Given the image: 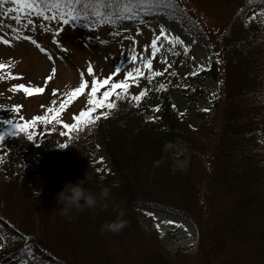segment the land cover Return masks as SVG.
<instances>
[{
    "label": "trees",
    "instance_id": "obj_1",
    "mask_svg": "<svg viewBox=\"0 0 264 264\" xmlns=\"http://www.w3.org/2000/svg\"><path fill=\"white\" fill-rule=\"evenodd\" d=\"M211 1L80 0L74 5V11L88 13L87 22L68 25L78 28H112L126 20L137 26L148 15H163L192 42L209 49L208 63L195 68L181 39H175L177 46L174 40L168 45L174 38L164 36L161 47L174 55L159 71L142 69L135 79L139 95L143 93L139 101L122 94L115 108L104 109L110 115L80 124L63 141L61 123L52 119L29 129L36 133L31 141L24 133L12 135L11 125L3 127L4 253L22 264H264V0H214L223 19L212 33L213 43L197 9ZM0 7L9 22L38 16L17 12L10 0ZM58 11L68 9L53 8L45 16ZM55 19L62 24L59 15ZM209 80L219 85L208 107L211 116L198 102ZM37 115L51 116L48 111ZM26 120L31 118H13L14 123ZM204 131L214 138L206 152L204 145L197 147V154H210L202 168L192 154L184 168L173 167L166 146L181 139L200 142ZM86 172L91 177L87 188L110 190L109 207L62 214L55 194ZM148 209L170 211L194 223L198 240L193 257L181 249L166 250L159 234L143 226ZM118 210L124 212L125 226L115 233L102 231L100 226Z\"/></svg>",
    "mask_w": 264,
    "mask_h": 264
},
{
    "label": "rangeland",
    "instance_id": "obj_2",
    "mask_svg": "<svg viewBox=\"0 0 264 264\" xmlns=\"http://www.w3.org/2000/svg\"><path fill=\"white\" fill-rule=\"evenodd\" d=\"M197 9L199 16L201 12L204 14L205 17L202 19L212 36L223 19L218 12L217 2L212 0ZM4 10L0 9V36L8 39L10 43L4 44L0 41V64L5 65L4 68H0V130L9 126L2 121L5 119L13 121L14 115L19 114L23 119H27L48 111L49 108L59 107V103L67 94L79 85L81 73L90 85L92 76L87 72L89 66L93 68V75L97 78L110 75L119 66L121 72L113 77V80L124 79V74L134 68L149 69L144 67L146 61H151L150 69L161 70L169 57L174 55L173 50L161 47L163 37L158 41L157 48L153 49L151 42L159 35L161 29L166 33L165 36L174 38L168 45L174 40L177 46L179 41L175 39L178 37L183 46L188 47L195 68L207 65L209 59V49L206 46L192 42L175 21L163 15H148L143 19V24L137 26L134 25V20H126L112 28L107 25L78 28L63 25L57 19H45L41 16L23 20L11 19L9 22L6 14L4 17ZM210 40L212 43L217 41L213 36ZM216 47L218 45H215ZM131 54L137 56L135 62L128 58ZM178 58L182 60L180 56ZM53 68L55 72L52 71ZM46 77L51 79L46 80ZM14 84L43 86L45 91L29 95L22 90L13 89ZM204 86V94L198 102L200 106L208 108L216 99L219 85L216 81L209 80L204 82ZM54 89L57 90L55 93ZM139 91L137 81L130 80L128 92L124 94L131 99L139 95ZM87 100V91L76 97L70 109L64 113L62 121L76 123L74 115L90 106ZM14 105L20 107L14 108ZM212 112V109H209L206 113L211 116ZM60 125L59 140L63 141L70 135L71 130L64 128L63 124ZM213 138L211 131L207 134L204 131L198 136L201 143L181 139L174 144H168L166 146L168 160L173 167L181 169L187 165L192 154V159L199 162L198 168H202L201 162L203 159L208 160L210 154L205 153L206 156H201L197 154L198 149L204 145L206 152ZM201 179L200 185L203 183V176ZM143 226L159 234L166 250L173 252L181 249L190 257L194 256L197 229L190 219L162 209H148L145 211ZM3 248L4 241L0 238V264H22L18 258L4 253Z\"/></svg>",
    "mask_w": 264,
    "mask_h": 264
},
{
    "label": "snow or ice",
    "instance_id": "obj_3",
    "mask_svg": "<svg viewBox=\"0 0 264 264\" xmlns=\"http://www.w3.org/2000/svg\"><path fill=\"white\" fill-rule=\"evenodd\" d=\"M6 0H0V4L5 3ZM10 2L15 5L16 11L21 12L27 10L28 12H34L36 15L44 17L45 19H55L56 15L60 16L63 25L75 24L81 22L83 19L85 22L88 20V13L85 9L83 13L74 11V5L80 3V0H10ZM67 7L68 11L65 13L64 11H58L57 13H53L52 16H45V12L50 11L51 9H62ZM60 31V29H57ZM166 33L163 29L160 30L159 35L152 40V46L155 50L158 45V41L161 37H164ZM31 39V37H28ZM176 39H179L178 37ZM0 41L4 44H9L10 41L5 39L3 36H0ZM130 60L135 62L137 60V56L135 54H131L128 57ZM5 65L0 64V68H4ZM144 67H151V61H146ZM55 72V69H52ZM87 72L92 76L91 84L89 85V81L84 79V74L81 73V80L79 86L72 89L71 92L67 94V98L62 100L59 103V107L49 108L48 112L51 116H34L31 120H26L24 123H14L12 120L5 119L2 123L6 125H11L12 135H17V133H24L27 135L28 140H32L36 135L34 131H30L35 127L37 121H42L45 124L49 123V120H56L58 123L63 124V127L69 130L77 129L80 124H91L98 121L101 117H107L110 115V111H104V109L112 110L117 106V101L121 99L122 94L127 93L129 89V81H135L137 76L143 75V72L140 68H134L132 71H129L124 74V79H115L118 73L121 72L119 66L115 68V71L110 75L104 78H97L93 75V68L91 66L88 67ZM51 77H46V80H50ZM13 89L22 90L26 94L33 93H43L45 88L43 86L30 87L25 84H14ZM57 90L54 89L55 93ZM87 91V104L90 105L86 109H81L78 115H74V120L76 123H64L62 120H59V114L64 110L67 104L71 103L76 97L81 95ZM143 95V93H141ZM141 95H136L131 97V99L139 101ZM112 97H115L112 99ZM55 103V101L53 102ZM14 108H19V105H14ZM100 109L97 113V110ZM43 135V133H40ZM64 135V133H61ZM5 139V133L0 132V142ZM60 147H64V145H60ZM151 215V213H149ZM169 223H172L169 221Z\"/></svg>",
    "mask_w": 264,
    "mask_h": 264
},
{
    "label": "clouds",
    "instance_id": "obj_4",
    "mask_svg": "<svg viewBox=\"0 0 264 264\" xmlns=\"http://www.w3.org/2000/svg\"><path fill=\"white\" fill-rule=\"evenodd\" d=\"M91 177L86 172L82 179H78L75 182L66 181L62 189L55 194L57 205L62 206L60 211L64 215H68L73 211H83L84 209L105 210L109 207L108 195L109 189L107 187L101 188L98 192H93L86 187ZM123 210H118L114 219L102 224V231L119 232L126 224V220Z\"/></svg>",
    "mask_w": 264,
    "mask_h": 264
}]
</instances>
